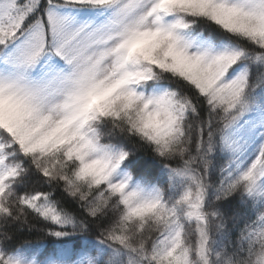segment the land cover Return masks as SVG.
<instances>
[{"label":"snow or ice","instance_id":"6c2138e0","mask_svg":"<svg viewBox=\"0 0 264 264\" xmlns=\"http://www.w3.org/2000/svg\"><path fill=\"white\" fill-rule=\"evenodd\" d=\"M0 264H264V0H0Z\"/></svg>","mask_w":264,"mask_h":264},{"label":"trees","instance_id":"16d2710c","mask_svg":"<svg viewBox=\"0 0 264 264\" xmlns=\"http://www.w3.org/2000/svg\"><path fill=\"white\" fill-rule=\"evenodd\" d=\"M134 163H135V161H134ZM150 164H151V161H146L143 163V166L148 167V166H150Z\"/></svg>","mask_w":264,"mask_h":264}]
</instances>
